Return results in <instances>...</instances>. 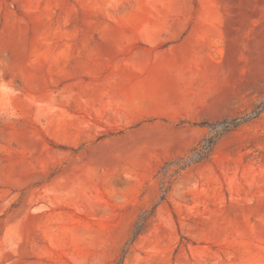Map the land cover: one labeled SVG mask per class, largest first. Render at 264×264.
Masks as SVG:
<instances>
[{"label": "rangeland", "instance_id": "obj_1", "mask_svg": "<svg viewBox=\"0 0 264 264\" xmlns=\"http://www.w3.org/2000/svg\"><path fill=\"white\" fill-rule=\"evenodd\" d=\"M263 99L264 0H0V264H264V116L162 172Z\"/></svg>", "mask_w": 264, "mask_h": 264}, {"label": "trees", "instance_id": "obj_2", "mask_svg": "<svg viewBox=\"0 0 264 264\" xmlns=\"http://www.w3.org/2000/svg\"><path fill=\"white\" fill-rule=\"evenodd\" d=\"M262 116H264V99L255 104L254 108L249 113L242 116L223 119L215 123L202 122L196 124L198 127L208 129L209 134L185 154L178 156L172 161L166 163L162 168L164 176L169 169H172L174 176H178L185 170L210 160L216 146L225 135L233 132L236 129H239L246 124L260 119ZM164 183L165 181L163 179L162 190L165 194L166 191L164 190ZM164 200L165 197L162 196L160 201ZM146 215L147 214L145 213L139 218L135 235H137L141 230L143 225L142 220ZM125 253L126 250L124 249L121 259L116 264H123Z\"/></svg>", "mask_w": 264, "mask_h": 264}]
</instances>
